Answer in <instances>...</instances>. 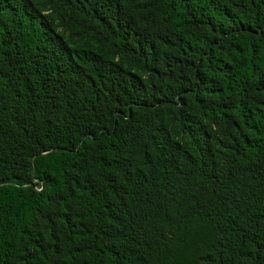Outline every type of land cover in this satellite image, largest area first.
Segmentation results:
<instances>
[{
  "label": "trees",
  "instance_id": "trees-1",
  "mask_svg": "<svg viewBox=\"0 0 264 264\" xmlns=\"http://www.w3.org/2000/svg\"><path fill=\"white\" fill-rule=\"evenodd\" d=\"M0 264H264V0H0Z\"/></svg>",
  "mask_w": 264,
  "mask_h": 264
}]
</instances>
